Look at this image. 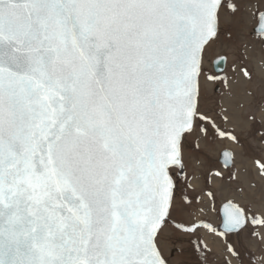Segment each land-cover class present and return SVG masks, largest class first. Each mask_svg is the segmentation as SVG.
Returning <instances> with one entry per match:
<instances>
[{
	"label": "snow or ice",
	"instance_id": "snow-or-ice-1",
	"mask_svg": "<svg viewBox=\"0 0 264 264\" xmlns=\"http://www.w3.org/2000/svg\"><path fill=\"white\" fill-rule=\"evenodd\" d=\"M0 264H264V0H0Z\"/></svg>",
	"mask_w": 264,
	"mask_h": 264
}]
</instances>
